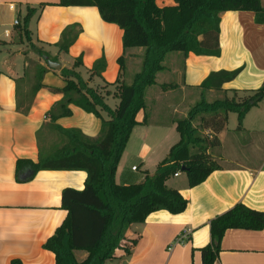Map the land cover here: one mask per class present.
<instances>
[{"label":"crops","instance_id":"0c3cea01","mask_svg":"<svg viewBox=\"0 0 264 264\" xmlns=\"http://www.w3.org/2000/svg\"><path fill=\"white\" fill-rule=\"evenodd\" d=\"M58 2L0 0V264H11L14 259L23 264H55V255L43 246L67 217L62 209V192L66 188L83 190L87 179L83 171H40L32 181L18 182V161L38 163L40 146L45 153L60 146L57 127L79 130L88 138H98L102 129L101 119L73 104L66 107L72 114L62 115L68 96L57 91L66 86L61 70L49 68L44 88L37 93L29 113L18 111L16 80L24 77L34 56L47 66L34 50L28 52L29 47L33 45L57 58L62 69H71L82 57L83 66L78 71L90 87L102 93L116 92L115 86L102 88L119 78L122 72L118 60L122 56L126 63L122 78L125 84H132L134 75L141 70L130 74L129 68L142 66L144 50L124 51L123 30L104 22L97 8L47 5L40 9L42 4ZM157 4L161 8L176 5L175 0H158ZM29 8L37 10L29 27L31 41L19 28ZM220 17L219 57H185L180 53H172L178 54L176 58L166 57L165 70L146 91L147 108L138 114L137 121L142 123L147 115L148 123L133 130L116 175L118 184H139L147 174L157 172L171 148L181 140L177 121L187 118L201 99L200 86L212 72L243 69L222 91H207L209 102L217 100L218 94L232 99L236 90L238 97H244V91L264 86V24L256 23L253 12L229 11ZM73 24H79L82 33L68 54H59L56 44L65 28ZM5 29L10 30L9 37L3 34ZM103 56L107 61L104 79L91 78V69ZM106 102L116 109L120 101L112 94ZM234 114H229L226 128L218 135L220 147L213 154L220 169L193 188L185 172L167 182L188 200L186 211L178 215L157 211L144 223L132 225L126 233L128 240L138 239L132 255L107 264H202L201 249L211 242V220L237 204L264 212V100L246 115L242 130H238V115L235 120ZM151 157L157 160L152 167L148 162ZM81 253L76 252L80 262L87 257ZM215 264H264V229L228 230Z\"/></svg>","mask_w":264,"mask_h":264},{"label":"trees","instance_id":"16d2710c","mask_svg":"<svg viewBox=\"0 0 264 264\" xmlns=\"http://www.w3.org/2000/svg\"><path fill=\"white\" fill-rule=\"evenodd\" d=\"M158 0H59L61 7H94L102 20L117 25L123 30L124 51L144 49L141 70L133 77L132 84L122 81L126 72L125 58L118 63L121 72L114 84L106 83L101 89L89 86L78 71L83 66L79 57L73 67L61 69L66 82L62 90L68 96L62 115L72 114L67 105L73 104L102 120L98 138H88L79 130L56 128L62 144L47 153L40 146L38 163L22 159L18 161L16 180L32 181L40 171H83L87 174L85 188H66L62 192V209L67 217L44 244V249L55 255V264H107L119 257H129L138 239L128 240L126 233L134 224L144 223L154 212L166 210L178 215L186 211L188 200L167 182L176 174L185 171L189 186L196 187L220 169L211 151L220 147L218 135L226 128L229 114L238 115V130L243 129L246 115L264 100V86L244 91L238 97L234 91L232 99L224 97L209 102L205 93L222 91L223 86L235 80L242 68L234 71L212 72L201 84L203 94L189 111L188 117L177 121L181 140L174 145L167 158L159 165L154 175L147 174L139 184L121 185L116 175L133 130L148 123L137 121L140 112L146 110V91L156 84L157 75L165 70L164 61L171 53L219 57L221 49L217 41L220 32L221 14L253 12L256 23L264 24V8L261 0H175L176 5L161 8ZM37 10L29 8L20 25V30L31 41L30 23ZM82 29L79 24L67 26L56 44L59 54H68L76 43ZM33 49L47 66L35 63L33 85L25 92L22 84L28 79L29 67L20 80H16L17 109L27 115L37 93L44 88L43 80L49 71L46 60L58 62L42 50ZM107 61L105 56L97 60L91 69V78H103ZM174 87V86H171ZM164 89H167L164 86ZM250 93V94H249ZM114 95L119 105L112 109L106 97ZM249 94V95H248ZM107 116V118L105 117ZM199 120L200 126L194 123ZM207 131L211 134H207ZM215 153V152H214ZM264 229V212L237 204L210 222L211 242L201 249L202 264H215L221 252L222 240L228 230L261 231ZM76 252H85L87 257L78 261ZM121 255L118 256L117 253ZM11 264H23L14 259Z\"/></svg>","mask_w":264,"mask_h":264},{"label":"rangeland","instance_id":"374dc122","mask_svg":"<svg viewBox=\"0 0 264 264\" xmlns=\"http://www.w3.org/2000/svg\"><path fill=\"white\" fill-rule=\"evenodd\" d=\"M34 49H33V45L32 46H30L29 47V51L28 52H31V51H33ZM142 50H144V49H142ZM181 54V53H180ZM172 56H174L175 58L178 56V54H170V55H168L167 56V60H168V58H171ZM37 59H39L38 61H40V58H38L37 56H34V59L32 60V61H34L35 60V63L37 62ZM174 59V58H173ZM178 60V59H177ZM35 63H30V67H29V73H28V79L25 81V83L24 84H22V88H25L26 90H28V91H30V89H31V87H32V85H33V81H32V79H33V75H34V71H35V67H34V64ZM167 64H168V62H167ZM166 64V65H167ZM142 67V66H141ZM141 67L140 68H134V65L133 66H131L130 68H129V73L130 74H132V73H136L137 71H139V69H141ZM171 82H173V84L174 83H176V81L175 80H172ZM250 94V93H249ZM248 94V95H249ZM243 96H247V95H243ZM223 98V96H220L219 94L217 95V99H222ZM214 99H216V98H214ZM200 101V100H199ZM234 116V119L236 120V114H234L233 115ZM195 125L196 126H200V122H199V120L197 121V122H195ZM137 149H138V147H137ZM214 152H216V151H214ZM214 152H212L211 151V153L212 154H215ZM155 161H157L155 158H149V160H148V162H149V165L152 167V166H154L155 165ZM135 163H137V162H135ZM184 177V176H183ZM83 256H86L87 255V253H85V252H82L81 253ZM82 261V260H81Z\"/></svg>","mask_w":264,"mask_h":264},{"label":"water","instance_id":"95a60500","mask_svg":"<svg viewBox=\"0 0 264 264\" xmlns=\"http://www.w3.org/2000/svg\"><path fill=\"white\" fill-rule=\"evenodd\" d=\"M49 68L55 70V71H60L62 69V66L58 62H52L49 58H46ZM183 172H185L183 170Z\"/></svg>","mask_w":264,"mask_h":264},{"label":"built area","instance_id":"2783aa9c","mask_svg":"<svg viewBox=\"0 0 264 264\" xmlns=\"http://www.w3.org/2000/svg\"><path fill=\"white\" fill-rule=\"evenodd\" d=\"M11 9H13V6H11ZM20 23H19V21H16L15 22V25L16 26H18ZM3 34L6 36V37H9L10 36V30H8V29H5L4 30V32H3ZM133 170L135 171V170H137V167H133ZM179 174H176V176H178Z\"/></svg>","mask_w":264,"mask_h":264}]
</instances>
